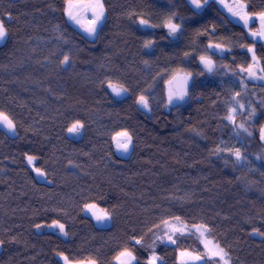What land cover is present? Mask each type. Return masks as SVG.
<instances>
[{
    "label": "trees",
    "instance_id": "16d2710c",
    "mask_svg": "<svg viewBox=\"0 0 264 264\" xmlns=\"http://www.w3.org/2000/svg\"><path fill=\"white\" fill-rule=\"evenodd\" d=\"M244 2L251 13L264 10V0ZM103 3L106 19L91 38L72 27L66 0H0L8 33L0 46V111L16 124L13 137L0 128V264H62L57 253L74 263L116 264L125 248L136 264L152 253L177 264L179 251L202 246L192 235L175 246L153 243L154 226L173 216L207 224L231 264H264V236L252 234L264 233V159L240 164L228 151L260 146L264 83L239 86L231 55L217 59L212 73L197 70L182 105L167 108L165 99L167 81L194 69L209 43L238 53L251 45L246 31L214 3L199 14L186 0ZM173 13L182 26L178 39L163 27ZM139 18L156 27L140 26ZM149 40L155 43L145 48ZM255 53L264 66V48ZM107 80L128 87L129 97L110 96ZM142 94L150 110L136 103ZM234 96L245 105L238 119L252 136L234 135L223 119ZM77 120L84 124L78 140L68 136ZM124 130L133 138L127 157L113 140ZM25 154L36 157L45 181ZM88 203L108 210L106 226L84 212ZM53 221L65 225L66 239L41 230Z\"/></svg>",
    "mask_w": 264,
    "mask_h": 264
},
{
    "label": "snow or ice",
    "instance_id": "6c2138e0",
    "mask_svg": "<svg viewBox=\"0 0 264 264\" xmlns=\"http://www.w3.org/2000/svg\"><path fill=\"white\" fill-rule=\"evenodd\" d=\"M188 4L192 6L191 10L194 12V14H199L200 10L205 7V5L209 4V0H186ZM218 2H223V0H218ZM66 14L68 17L72 20H74L77 24H80V20L76 15L72 12V0H66ZM88 9L91 10V18L88 20V26L84 28V31L87 32L89 36H95L97 35L98 29L102 25V23L106 19V13H105V6L103 3V0H88V4L86 5ZM242 14L240 15V19L244 21L245 26L248 25L249 21L253 18L259 19L261 22V28L262 31L259 33L252 32L251 35L253 37L260 36L261 38H264V10H261L256 13H249L247 11L248 5L242 4L239 6ZM229 11H232L231 8H229ZM232 15H238L237 12H232ZM175 18V13L169 19L164 23L163 27L167 28V37H172L174 39H178V34L182 32V26L180 23H174L173 19ZM138 24L140 26L144 27H156V25H150L148 23L147 19L139 18ZM7 28L2 20H0V41H3L7 36ZM155 41L149 40L146 41L144 44L145 48H151ZM208 48H215L219 50L221 53L224 51H231L230 49H224L220 44H212L209 43ZM247 52L251 53V59L253 61V64H248L247 68L241 66L239 69L240 73L247 72L248 79L251 80H261L264 81V75H257L256 72L253 70L254 64L258 63V58L255 53L254 47H248ZM190 55L189 53H185V56ZM200 62L204 65V67L207 69L208 72H214L215 71V65L213 64V61L206 56H200ZM62 65H67L70 63V57L68 55H64L63 59L60 61ZM148 62L145 61V64ZM259 71L264 73V66L259 68ZM233 75H237V73H233ZM193 74L191 72L186 73L182 78L173 77V79L168 80L167 83L169 85H172L174 82L178 85L176 89H169L168 92V103L172 104L174 101H182L184 98L188 95V85L189 80L192 79ZM241 86L246 87L244 84V81L241 80L240 82ZM102 84H106V87L111 90V93L119 97L123 94H126L129 89L128 87L124 86L122 83L119 82H113L112 80H107L106 82H102ZM241 93L237 92L235 96H240ZM136 103L140 106H142L145 109H149V101L146 95H140ZM234 106L230 107L227 111V114L223 117L224 120L228 121L229 124L233 125L235 128L234 135L240 136L243 133H247L248 136H252L253 133L249 132L248 128L245 126L244 123L236 124V115L239 113H242L245 109V105L240 103L238 100H235L233 98ZM264 107V100L261 101V105ZM150 110V109H149ZM249 115L252 117L253 120L257 119V109L256 107H251ZM260 115L264 116V111H261ZM0 125H3L8 129L9 132H12L15 134L16 130V124L12 119L9 118L7 114L0 111ZM84 128V124L77 120L75 121L72 126L68 129L69 132L72 133H78L81 129ZM259 139L260 141L264 142V127H261L259 129ZM113 140L116 142V147L118 150L123 152H128L130 146H132V136L129 134L127 130L117 132L115 136L113 137ZM216 153H220L222 151L221 148H216ZM228 151L231 153L232 156L235 157V161L239 162L242 159H244L241 149L235 148L234 150L228 149ZM26 155V159L29 164H32V162L36 159L33 155ZM257 159H264V156H258ZM225 163H227V160H225ZM37 175L43 176L44 173L41 172L39 168L35 169ZM85 208L89 211H92L97 208V204L95 203H88L85 205ZM103 214L98 215L95 211H92L93 217L96 219L98 223H104L105 221L111 220V214L108 212L107 209L102 210ZM171 220L176 221L177 223H171L170 219H161V222L159 224H156L154 227L157 230L153 233L156 240H159L161 243H170V244H176L177 240L180 236H183L186 231L190 233L191 230L187 228V224L185 223L182 227L178 226L180 224L182 218L180 216H173L171 217ZM164 226V231L160 232L161 226ZM37 228L41 227L40 225L36 226ZM49 227L52 228H58L60 233L67 235V232L65 230V225L63 223H59L58 221H53ZM195 228V231L199 233L201 237H206V234H210L211 228L207 224H198L193 226ZM149 231H153V229H149ZM252 234H258L264 236V233L260 232L259 229H253ZM134 243L136 245L142 244V237L140 239H137L135 237L132 238ZM3 241H0V245H3ZM155 243V240L153 241ZM209 241L205 239L204 241V247L205 249L210 252V258H217L214 260V264H231V257L229 253L221 247L218 243H215L212 248H208ZM58 255H61L60 253H57ZM181 256H192V253L187 251H181ZM62 259L64 260L65 264H69V259L67 256H62ZM119 264H132V261H136V257L133 255L132 251H130L128 248L123 249L119 252V255L116 257ZM195 261H200L202 257L200 255H195L193 257ZM88 264H96L95 260H89ZM138 264V262H137ZM147 264H163L162 258L153 254V256L148 260Z\"/></svg>",
    "mask_w": 264,
    "mask_h": 264
},
{
    "label": "rangeland",
    "instance_id": "374dc122",
    "mask_svg": "<svg viewBox=\"0 0 264 264\" xmlns=\"http://www.w3.org/2000/svg\"><path fill=\"white\" fill-rule=\"evenodd\" d=\"M201 2H203V0H201ZM216 4L218 5L221 10H223L225 12V15L227 16V18L231 19L235 24H239L243 27V29L246 31L248 37L250 38V41H251V45L248 46V47H254L257 46V45H261L263 48H264V38H261L260 36H256V37H253L251 35L252 32H257L259 33L260 31H262V28H261V22L259 21V19H256V18H253L249 21L248 25L245 26V23L243 20L240 19V15L242 14L241 10H240V5L242 4H246L244 2V0H223V2H218V0H209V4L208 5H205V7L201 10H205L209 7L210 4ZM88 4V0H72V12L74 14H77V17L78 19L80 20V24H77L76 22L72 23V27H74L78 32H81L83 34L84 32V28L88 26V20L91 18V10L88 9L86 7V5ZM247 5V4H246ZM66 7H67V4L65 6V14H66ZM229 8L232 9V11H229ZM247 11L251 14V12L248 10L247 8ZM232 12H237L238 15H232ZM106 13V12H105ZM67 16V14H66ZM0 20H1V17H0ZM174 23H177L174 21ZM179 35V34H178ZM7 38V36H6ZM6 38L3 40V41H0V46H2L5 41H6ZM223 47V46H222ZM248 47H245V48H242L241 50L238 51V53H236L235 51L231 50V51H224L223 53H221L219 50L215 49V48H211V52L209 51V54L206 55V57H209L212 61H213V64L215 65V70L217 69L218 67V63L219 61L217 59V56L219 53L217 52H220V58H227L228 56H233L231 59L238 65L237 66V77L235 78L236 79V83L240 85V81L243 80L244 81V84H263L264 81H261V80H251V79H248V74L247 72H244V73H240L239 72V69L241 66L247 68L248 64H253V61L251 59V56L252 54L251 53H248L247 52V48ZM224 49H228L226 47H223ZM215 52V54H214ZM245 55L244 57H242L241 55ZM258 63L254 64V68L253 70L256 72V74L259 76V75H264V73L260 72L259 71V68L262 67V64H261V61L258 59ZM198 69H203L205 71H207V69L204 67L203 64H201L200 60H199V63H197L196 67L194 69H191L189 71H180L178 73H176L173 77H183L186 73H189L191 72L193 74L192 76V79L189 80V85H188V95L184 98V100L182 101H174L172 104H169L168 103V92H169V89H176L175 88V82L172 84V85H169L168 83L166 84V87H165V99H166V107L167 108H172V107H176V106H179V105H182L184 102H186V100L189 99V90H190V85H191V82L193 80V78L196 76L197 74V70ZM208 72V71H207ZM208 73H212V72H208ZM173 77L171 79H173ZM170 79V80H171ZM235 98V96H234ZM234 106V103H233V100H232V103H231V107ZM241 113L237 114L236 115V124H240L242 123V121L240 119H238V116H240ZM2 127V125H0V128ZM264 127V125L262 126ZM6 133L7 135L13 137L15 136V134H13L12 132H9L8 130H6ZM83 133H84V129H81L78 133H72V132H69L68 131V136L72 139H81L82 136H83ZM260 140V139H259ZM114 146H115V151L118 155L120 156H124V157H127L130 152H131V149H132V146H130L129 148V151L128 152H123V151H120L117 149L116 147V142L114 141ZM244 159H242L241 161H239L240 164L242 163H245V164H257L258 162H260L262 159H257L258 156H264V142L260 141V146L258 148H255L250 150L249 152H247L248 154L246 153H243V151H241ZM27 164L28 166L34 171V173L37 175L36 171H35V160L32 162V164H29L28 161H27ZM41 181H45V178L43 176H40V175H37ZM92 211H95L98 215H102L103 214V211L101 208L97 207L96 209L92 210ZM92 211H89L87 210L86 208L84 209V212L90 216L93 221L95 222L96 226L98 227H104L108 224L109 220L108 221H105L104 223H98L96 221V219L93 217L92 215ZM171 223H177L176 221L174 220H170ZM185 223L184 222H180V224H178V226H183ZM187 228L190 231V233L188 231L185 232V234L183 236H194L198 241L199 243L201 244L202 246V250L201 251H187V250H181V251H187V252H190L192 253V256H181L180 255V252H178V260H177V264H214V260L217 259V258H210V252H208L207 249H205L204 247V241L205 239L207 241H209V244H208V248H212L213 245L215 244V242L213 241V239L210 237L209 234H206V237H201L199 235V233H197L195 231V228L193 226H189L187 225ZM41 230L42 231H51V232H54L56 234H58L60 237H62L63 239H66L67 238V235H64L62 233H60L59 229L58 228H52V227H49L48 226H42L41 227ZM165 229H164V226L161 227L160 229V232H163ZM258 237L260 235L256 234ZM155 240V243L156 242H159L161 243L159 240H156L155 236H154V239L153 241ZM178 242V240H177ZM161 244H165V245H169V246H175L176 244H170V243H161ZM0 250H1V245H0ZM154 253H152L150 256H149V259L153 256ZM134 255V254H133ZM157 255V254H155ZM195 255H200L202 257V259L200 261H195L193 259V257ZM158 256V255H157ZM58 259L62 262V264H65L64 260L62 259V256H58ZM148 259V260H149ZM148 262V261H147ZM116 264H119V262L115 261ZM69 264H88V261L86 262H70L69 261ZM132 264H136V261H132Z\"/></svg>",
    "mask_w": 264,
    "mask_h": 264
},
{
    "label": "water",
    "instance_id": "95a60500",
    "mask_svg": "<svg viewBox=\"0 0 264 264\" xmlns=\"http://www.w3.org/2000/svg\"><path fill=\"white\" fill-rule=\"evenodd\" d=\"M74 14V13H73ZM74 15H76L77 16V14H74ZM67 18H68V20H69V22L70 23H74L75 21L74 20H72V19H70L69 17H68V15H67ZM83 34H85V35H88L87 34V32H83ZM89 36V35H88ZM91 38H92V36H90ZM178 78H182V77H178ZM106 89H107V91H108V93H109V95H111L112 97H114L116 100H125V99H127L128 97H129V92H127L126 94H123V95H121V96H119V97H116V96H114L112 93H111V90L110 89H108L107 87H106ZM2 129L3 130H8L6 127H4L3 125H2Z\"/></svg>",
    "mask_w": 264,
    "mask_h": 264
},
{
    "label": "flooded vegetation",
    "instance_id": "af4514ba",
    "mask_svg": "<svg viewBox=\"0 0 264 264\" xmlns=\"http://www.w3.org/2000/svg\"><path fill=\"white\" fill-rule=\"evenodd\" d=\"M189 6H190V8H192V6L190 5V4H188ZM206 10V9H205ZM204 10H200V12L199 13H202ZM224 12V11H223ZM225 13V12H224ZM103 24V23H102ZM102 26V25H101ZM101 26H100V28H101ZM100 28L98 29V32H97V35H95V36H92V38H97L98 37V34H99V32H100ZM148 28V27H147ZM167 29V28H166ZM180 34V33H179ZM179 36V35H178ZM209 51L211 52V49L210 48H208V54H209ZM217 53H219L220 54V52H217ZM208 54H206V55H208ZM214 54H215V52H214ZM218 54V56H217V58H220V55ZM205 55V56H206ZM200 60V59H199ZM199 63V62H198ZM178 78V77H177ZM192 83V82H191ZM175 88H177V84L175 83ZM111 96V95H110ZM114 98V97H113Z\"/></svg>",
    "mask_w": 264,
    "mask_h": 264
}]
</instances>
